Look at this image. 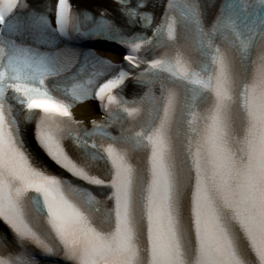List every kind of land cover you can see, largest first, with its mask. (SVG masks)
<instances>
[{
	"label": "snow or ice",
	"instance_id": "6c2138e0",
	"mask_svg": "<svg viewBox=\"0 0 264 264\" xmlns=\"http://www.w3.org/2000/svg\"><path fill=\"white\" fill-rule=\"evenodd\" d=\"M0 222V264H264V0H0Z\"/></svg>",
	"mask_w": 264,
	"mask_h": 264
},
{
	"label": "bare ground",
	"instance_id": "6f19581e",
	"mask_svg": "<svg viewBox=\"0 0 264 264\" xmlns=\"http://www.w3.org/2000/svg\"><path fill=\"white\" fill-rule=\"evenodd\" d=\"M79 2H82L86 5H95L94 0H78ZM110 56V55H108ZM76 115L82 119H95L98 118L99 115L96 112L95 107L92 104H86L83 106H80L76 111Z\"/></svg>",
	"mask_w": 264,
	"mask_h": 264
}]
</instances>
